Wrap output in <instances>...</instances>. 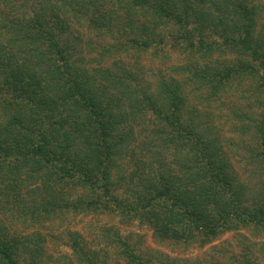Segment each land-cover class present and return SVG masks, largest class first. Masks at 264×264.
I'll return each mask as SVG.
<instances>
[{"label":"trees","instance_id":"1","mask_svg":"<svg viewBox=\"0 0 264 264\" xmlns=\"http://www.w3.org/2000/svg\"><path fill=\"white\" fill-rule=\"evenodd\" d=\"M263 15L264 0H0V264H107L78 232L64 231L70 256L52 260L40 232L18 230L65 216L115 220L100 229L113 264H201L143 251L120 227L183 253L263 235L264 181L248 198L231 162L241 151L264 177ZM76 24L110 39L89 47L98 56H84ZM164 43L182 61L151 90L122 59ZM197 99L258 117L233 111L240 140L222 142L185 112ZM240 256L227 264H264V244Z\"/></svg>","mask_w":264,"mask_h":264},{"label":"rangeland","instance_id":"2","mask_svg":"<svg viewBox=\"0 0 264 264\" xmlns=\"http://www.w3.org/2000/svg\"><path fill=\"white\" fill-rule=\"evenodd\" d=\"M121 17L122 13H119L118 21L122 28L123 21ZM259 23L264 26V17H261V21ZM72 28L74 29V32L80 33L83 36L84 56L93 57L94 55H97V50L107 46V41L110 40L109 38L104 39L102 37L96 36L89 28H86L82 25L76 24L73 25ZM258 28H261L260 25H258ZM170 31L169 34L171 33ZM161 35L166 36L164 42H168L169 37L167 35V31H162ZM90 46L95 47L97 50L92 52L89 48ZM159 48L151 47L138 59L128 57H124L122 59L127 67L131 68L133 71H136L139 75L141 74L139 82L143 85L147 83L151 90L154 89L161 76H165V78H168L169 76L177 78V74L174 76L171 68L173 66L180 65L182 61V55H179L176 51H172L171 49L167 48L166 44ZM106 63H108V65L110 64V62ZM202 100L203 99L191 100L188 105H185V112L190 113L189 111L191 109L197 108L199 111V113H197L198 115H194L195 113L190 114L191 117L193 116L198 122L208 121L207 126H212V134L217 136L222 142L230 139L234 143H237L239 142L238 140H240L239 135L235 134L233 131V124L234 122H237L236 119H233V111L236 114H240L241 112H251L254 116H256L255 109H251V106L244 107L242 103H238L236 105L227 100L228 104L226 106L217 105L218 102H211L207 107L206 103L200 104ZM196 101L200 102L197 104ZM237 108H239V111ZM234 149L229 151L232 155L234 153ZM240 152L241 151L231 157V162L237 174V178L239 180H246L245 190L249 198L251 197V194L254 196L255 192H257L262 187L264 177L261 176L260 178L258 173L252 172L247 160L245 163L240 164ZM7 216L9 217L8 214ZM115 224V220H111V218L104 216L79 215L75 217L65 216L64 220L55 221L53 225L43 223L30 228H23L21 224H18V230L23 231V233H28L31 231L40 232L42 236V240L40 241H44L42 247L46 255L50 256L52 260L60 256H70L68 240L65 237L66 234L64 231L78 232L85 239V242L89 248H94L98 251L99 260L105 261L102 255L107 252V264H113V256H111L112 252L110 250L103 249V244L100 243V229L102 226H110ZM58 225H61V227ZM119 229L123 236H127L129 233H132L133 241H136L137 239L142 241L141 248L143 251L145 249L149 251L159 248L162 254L170 255L172 257L176 256L180 259H187L190 261L195 259L201 264H227L230 258H233V261L240 260V254L243 252L245 244L248 245L249 242H260L264 244V233L263 235H260L259 238L255 239L251 237L249 230L244 229L238 232L226 233L211 245L205 246L204 248L190 247L186 253H183L179 250L176 252L171 251L168 247H156L151 240L150 232L144 228H137L135 225H131L127 227H120ZM46 234L54 235L56 238L52 239L50 237H46ZM255 253L257 254L258 252L255 251ZM258 262L260 264V259H258Z\"/></svg>","mask_w":264,"mask_h":264}]
</instances>
